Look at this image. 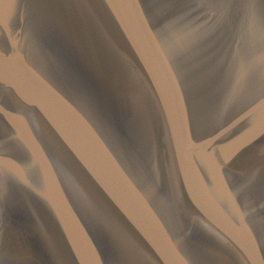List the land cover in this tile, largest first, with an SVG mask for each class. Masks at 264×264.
<instances>
[{
  "label": "water",
  "instance_id": "water-1",
  "mask_svg": "<svg viewBox=\"0 0 264 264\" xmlns=\"http://www.w3.org/2000/svg\"><path fill=\"white\" fill-rule=\"evenodd\" d=\"M0 264H264V0H0Z\"/></svg>",
  "mask_w": 264,
  "mask_h": 264
}]
</instances>
